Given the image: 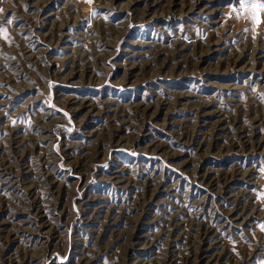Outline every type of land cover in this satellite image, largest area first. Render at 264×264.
Here are the masks:
<instances>
[{"label":"rangeland","instance_id":"obj_1","mask_svg":"<svg viewBox=\"0 0 264 264\" xmlns=\"http://www.w3.org/2000/svg\"><path fill=\"white\" fill-rule=\"evenodd\" d=\"M0 7V264L264 261V11Z\"/></svg>","mask_w":264,"mask_h":264},{"label":"snow or ice","instance_id":"obj_2","mask_svg":"<svg viewBox=\"0 0 264 264\" xmlns=\"http://www.w3.org/2000/svg\"><path fill=\"white\" fill-rule=\"evenodd\" d=\"M87 3L91 4L93 0H86ZM229 3L234 7L238 5L240 9L245 10L250 19L255 23H260L261 11H264V0H229ZM4 9L0 7V12H3ZM97 12L95 9L92 10V15H96ZM11 15V14H9ZM8 23H11V20H7ZM246 30V29H245ZM0 35L4 36L7 39V30L3 27H0ZM261 229L264 230V224L261 225ZM260 264H264V261H261Z\"/></svg>","mask_w":264,"mask_h":264}]
</instances>
